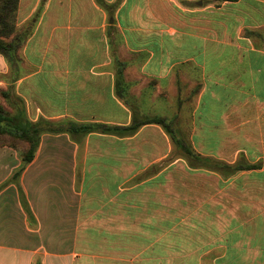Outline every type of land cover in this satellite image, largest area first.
I'll return each mask as SVG.
<instances>
[{"label": "crops", "instance_id": "1", "mask_svg": "<svg viewBox=\"0 0 264 264\" xmlns=\"http://www.w3.org/2000/svg\"><path fill=\"white\" fill-rule=\"evenodd\" d=\"M14 27L7 41L27 35L19 77L0 54V89L13 87L29 122L122 127L136 112L182 123L193 109L221 146L200 155L258 167L191 169L158 125L79 142L44 134L18 183L6 182L20 166L6 148L0 264H142L141 247L127 262L79 258L95 235L125 251L127 218L186 220L193 264H264V0H18Z\"/></svg>", "mask_w": 264, "mask_h": 264}, {"label": "trees", "instance_id": "2", "mask_svg": "<svg viewBox=\"0 0 264 264\" xmlns=\"http://www.w3.org/2000/svg\"><path fill=\"white\" fill-rule=\"evenodd\" d=\"M215 1L222 3L234 2L237 0ZM17 7L18 0H0V54L5 56L9 63L15 68L12 84L15 83L19 77L17 68V53L23 43V40L27 37L26 33L17 34L12 41L4 40L5 37H10V35L15 31L14 21ZM3 96L13 109V112L9 113L0 108V145L1 141L6 138V140L9 139L10 142L14 141L16 143L24 144L26 147L22 154V166L19 173H16L17 176L21 175L27 165L33 162L41 142V137L44 134H68L73 138V140L79 142L83 137L93 133L132 137L145 125L160 126L170 137L174 146L175 156L177 158L184 159L191 169H207L210 171H219L225 175H230L238 171L251 170L258 167L257 165L247 164L244 161H239L236 165L230 166L224 162L200 155L195 152L184 140L174 120H168L166 117L157 115L143 116L134 112L132 123L129 126L122 127L106 124L80 125L75 123H52L48 121L32 123L26 119V113L24 111L22 100L14 94L12 86L9 87L8 91L3 93ZM18 188L24 210L28 217L32 220L33 214L29 208L25 195L20 186H18Z\"/></svg>", "mask_w": 264, "mask_h": 264}, {"label": "rangeland", "instance_id": "3", "mask_svg": "<svg viewBox=\"0 0 264 264\" xmlns=\"http://www.w3.org/2000/svg\"><path fill=\"white\" fill-rule=\"evenodd\" d=\"M8 38L9 37H5L4 40L7 41ZM4 92V90L0 89V108H2L6 112L11 113L12 109L5 101V98L3 96ZM213 125L214 124L211 120L205 121L201 115H199L198 113H194L193 109L191 113H187L185 115V119L182 123L181 121H178L176 123V126L178 129H180L184 140L192 147L195 152L198 153L199 151L216 154L219 147L221 146L220 143H218V139L216 138L217 136L214 135ZM208 126H210L209 131H206V127ZM8 141L9 139L6 140V138L1 141L0 161L6 157V155H4V152L7 148V150L13 153L12 156L8 157L16 161L18 160L20 162V166L17 169L13 170L6 182H20L22 174L17 176L16 173H19V170L22 166V154L26 147L24 144L16 143L14 141H9V143L11 144L10 145ZM215 142L217 144H214ZM173 158L174 161H179L177 159H180L175 156L174 152ZM161 181L162 180L159 179V182ZM130 211L132 212V209H130ZM160 213L161 212L159 211L158 214L162 215ZM185 221L186 220L184 219L166 220V218H158L156 220H150L148 218H127L126 242L129 244L126 245L125 251H123L122 249H120V251L116 250V248L118 247L117 243H113L110 245L112 250H107L108 246L104 244L105 242H107V240L103 239L104 236L95 235L94 247L96 249H94L91 253L85 250L83 246V249L79 251V258L83 260L94 259L98 261H109V259H111V261H114L118 259H124L127 262L128 259L134 258V251L137 249V247L138 249L139 247H141L142 250L137 251L138 256H136V259H141L142 264H149V259L152 260L151 264H193L194 262L190 258L191 252L184 251L182 249L183 243L189 241V234L187 233L185 228H183V223ZM101 224L104 225L105 223H102V220H94L95 228L97 227V225L100 226ZM150 224L156 228L151 239V231L149 229ZM95 264L99 263L95 262ZM203 264L210 263L204 262Z\"/></svg>", "mask_w": 264, "mask_h": 264}]
</instances>
